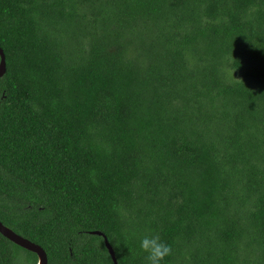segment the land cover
Returning a JSON list of instances; mask_svg holds the SVG:
<instances>
[{"label": "trees", "instance_id": "16d2710c", "mask_svg": "<svg viewBox=\"0 0 264 264\" xmlns=\"http://www.w3.org/2000/svg\"><path fill=\"white\" fill-rule=\"evenodd\" d=\"M0 48V222L47 264H264V0H0Z\"/></svg>", "mask_w": 264, "mask_h": 264}, {"label": "water", "instance_id": "95a60500", "mask_svg": "<svg viewBox=\"0 0 264 264\" xmlns=\"http://www.w3.org/2000/svg\"><path fill=\"white\" fill-rule=\"evenodd\" d=\"M6 72V62H5V55L3 53V50L0 48V79L4 76ZM90 235H95L98 237H101L103 240V244L105 249L107 250L111 261L113 264H117L115 254L113 251V248L108 243V240L106 236L100 232V231H91L89 232ZM0 235L7 239L8 241L12 242L16 246L30 252L36 255L37 262L36 264H47V256L45 251L37 244L29 241L26 238H23L22 236L18 235L14 231H12L10 228L6 227L0 222Z\"/></svg>", "mask_w": 264, "mask_h": 264}, {"label": "clouds", "instance_id": "9594fccd", "mask_svg": "<svg viewBox=\"0 0 264 264\" xmlns=\"http://www.w3.org/2000/svg\"><path fill=\"white\" fill-rule=\"evenodd\" d=\"M139 246L146 253V264H161V261L172 254L171 246L163 242L159 235H144Z\"/></svg>", "mask_w": 264, "mask_h": 264}]
</instances>
